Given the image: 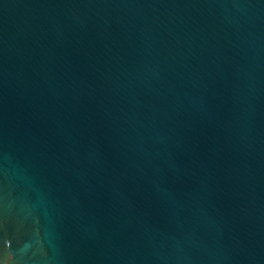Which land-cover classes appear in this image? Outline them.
Returning <instances> with one entry per match:
<instances>
[{"label": "water", "instance_id": "water-1", "mask_svg": "<svg viewBox=\"0 0 264 264\" xmlns=\"http://www.w3.org/2000/svg\"><path fill=\"white\" fill-rule=\"evenodd\" d=\"M0 264H264V0H0Z\"/></svg>", "mask_w": 264, "mask_h": 264}]
</instances>
